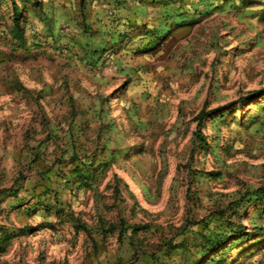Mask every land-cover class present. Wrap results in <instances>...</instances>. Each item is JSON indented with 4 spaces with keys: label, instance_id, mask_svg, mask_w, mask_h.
<instances>
[{
    "label": "rangeland",
    "instance_id": "374dc122",
    "mask_svg": "<svg viewBox=\"0 0 264 264\" xmlns=\"http://www.w3.org/2000/svg\"><path fill=\"white\" fill-rule=\"evenodd\" d=\"M7 1L0 264H264V19L198 3L176 39L120 22L161 0Z\"/></svg>",
    "mask_w": 264,
    "mask_h": 264
},
{
    "label": "crops",
    "instance_id": "0c3cea01",
    "mask_svg": "<svg viewBox=\"0 0 264 264\" xmlns=\"http://www.w3.org/2000/svg\"><path fill=\"white\" fill-rule=\"evenodd\" d=\"M99 1L102 4H98ZM160 1V0H159ZM160 2L157 1L158 5H153L152 7H160L162 8L160 11L161 13H155V10L152 9H144L142 10L138 6H128V5H119V17L120 22L123 28L128 29L130 27L136 26L138 27L145 18L153 20V22H160L159 26L163 29V33H166L171 30L170 25L169 29H164L165 23L168 21L174 24L173 29H177L175 31V38L181 39L183 37V33L188 28L195 23V14L196 10L200 5H212L214 2L218 0H166L168 2L173 3V7L166 8L164 7L168 2ZM222 4H227L229 9L239 10L245 12L247 15L252 16L258 20L264 19V0H220ZM111 1L109 0H97L94 4L93 14L94 17L99 19H104L108 13L110 12ZM108 18V17H106ZM108 20L106 19L105 25H108V32L110 36H107V43H110V47H116V45L120 42L119 38L121 37L119 31L120 27H118L119 23H114L113 25H109ZM177 25V26H176ZM110 28H113L114 36L110 32ZM167 28V27H166ZM155 29V28H154ZM121 30V29H120ZM154 31V30H153ZM117 32V33H116ZM116 33V34H115ZM155 33V32H153ZM154 35V34H153ZM153 38H156L154 35ZM155 41V40H154Z\"/></svg>",
    "mask_w": 264,
    "mask_h": 264
},
{
    "label": "trees",
    "instance_id": "16d2710c",
    "mask_svg": "<svg viewBox=\"0 0 264 264\" xmlns=\"http://www.w3.org/2000/svg\"><path fill=\"white\" fill-rule=\"evenodd\" d=\"M11 2H12V4L13 3H15V0H10ZM5 4H8V1L7 0H5V2H4ZM15 6V5H14ZM17 9V7L15 6V10ZM16 22H18V18L16 17ZM17 25V27H19V24H16ZM260 195V194H259Z\"/></svg>",
    "mask_w": 264,
    "mask_h": 264
}]
</instances>
